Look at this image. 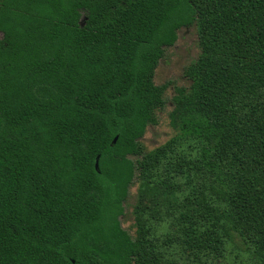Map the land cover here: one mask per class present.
I'll list each match as a JSON object with an SVG mask.
<instances>
[{"label":"trees","instance_id":"1","mask_svg":"<svg viewBox=\"0 0 264 264\" xmlns=\"http://www.w3.org/2000/svg\"><path fill=\"white\" fill-rule=\"evenodd\" d=\"M192 25L170 125L197 151L161 185L167 242L185 264H264V0H0V264H179L121 217L168 158L141 140Z\"/></svg>","mask_w":264,"mask_h":264},{"label":"rangeland","instance_id":"2","mask_svg":"<svg viewBox=\"0 0 264 264\" xmlns=\"http://www.w3.org/2000/svg\"><path fill=\"white\" fill-rule=\"evenodd\" d=\"M85 17L83 18V23ZM2 35L0 34V37ZM201 54L199 34L196 25L183 27L178 31L176 43L167 48L165 55L159 61L155 71L154 82L157 85L167 84L165 105L157 111L158 123L148 127L141 140L148 151L167 147L168 158L157 167L152 183L140 192V182L137 180L130 188L129 198L125 203V214L121 217L123 228L133 238L142 236L156 243V246L166 257L173 258L179 264H185L186 254L174 242H167L174 232V218L168 207L172 201L163 200L162 182L166 179L172 163L180 157L191 158L196 154L197 147L191 141L177 140V133L170 125V113L174 108L173 97L177 87L189 86L190 80L185 75V69L195 62ZM153 175V174H152ZM167 202V204L164 203ZM236 248H233L235 250ZM231 257V256H230ZM246 257H231L230 261L222 264H250Z\"/></svg>","mask_w":264,"mask_h":264},{"label":"water","instance_id":"3","mask_svg":"<svg viewBox=\"0 0 264 264\" xmlns=\"http://www.w3.org/2000/svg\"><path fill=\"white\" fill-rule=\"evenodd\" d=\"M117 137L114 139V142H116L117 141ZM96 167L98 168V162H97V164H96Z\"/></svg>","mask_w":264,"mask_h":264}]
</instances>
